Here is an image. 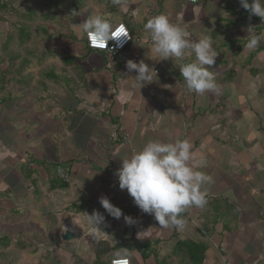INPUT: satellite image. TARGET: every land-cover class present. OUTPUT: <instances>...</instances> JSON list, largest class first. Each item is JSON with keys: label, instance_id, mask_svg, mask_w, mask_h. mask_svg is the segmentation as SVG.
Instances as JSON below:
<instances>
[{"label": "crops", "instance_id": "obj_1", "mask_svg": "<svg viewBox=\"0 0 264 264\" xmlns=\"http://www.w3.org/2000/svg\"><path fill=\"white\" fill-rule=\"evenodd\" d=\"M109 3L81 23L100 15L124 24L134 41L119 57L87 51L85 33L76 37L82 25L74 23V39H64L71 51L54 75L44 59L37 76L28 70L26 86L10 76L15 94L5 102L0 95V264H109L116 257L129 264H264V22L239 0ZM160 14L191 41L211 39L218 55L209 70L219 92L189 93L181 62L157 61L144 24ZM249 33L261 37L255 49L246 46ZM128 60L154 69V81L133 87L137 73L127 70ZM194 60L187 51L184 62ZM185 139L190 166L211 177L201 188L206 203L181 214L182 230L162 228L119 188L115 173L147 142ZM102 197L121 210L119 219ZM94 211L104 216L99 241L86 222L74 224ZM65 229L74 240L62 241Z\"/></svg>", "mask_w": 264, "mask_h": 264}, {"label": "clouds", "instance_id": "obj_2", "mask_svg": "<svg viewBox=\"0 0 264 264\" xmlns=\"http://www.w3.org/2000/svg\"><path fill=\"white\" fill-rule=\"evenodd\" d=\"M239 2L251 15L259 17L264 22V0ZM113 3L119 5L121 0H113ZM81 25L93 48L109 50V41H114L116 47H122L128 40V28L124 24L127 29L123 25L114 27L110 20L100 15L88 17ZM144 30L151 40V52L159 58L157 61L175 58L181 62L179 72L184 79L187 92L198 95L219 92L213 72L209 70L210 66L215 64L218 55L209 37L205 36L198 41L187 39V33L180 26L171 23L165 14L149 19L144 24ZM260 43L259 35L249 33L246 45L248 49H255ZM84 44L86 50L100 52L87 48L85 39ZM187 51L194 54V61L184 62ZM100 53L106 54L103 51ZM126 68L129 72L135 70L137 73L133 84L135 88L140 89L152 83L154 81L152 73H155L156 78L155 70L149 68L143 61L137 63L128 60ZM191 149L192 145L186 139L174 143L150 141L129 158L121 160V167L115 173L119 188L126 189L134 204L142 212L152 214L162 228L175 227L182 230L185 220L181 214L191 206L203 207L206 203L201 188L205 183L211 182V177L190 166ZM99 202L109 215L116 219L121 217V210L112 205L106 197L100 198ZM124 219L129 224L133 223L131 217L125 216ZM85 222L88 226V235L97 241L106 235L100 227L104 223L102 214L95 211L91 215L86 213L85 217L74 224L80 228Z\"/></svg>", "mask_w": 264, "mask_h": 264}, {"label": "rangeland", "instance_id": "obj_3", "mask_svg": "<svg viewBox=\"0 0 264 264\" xmlns=\"http://www.w3.org/2000/svg\"><path fill=\"white\" fill-rule=\"evenodd\" d=\"M66 1L64 2L66 7H63L59 4L60 0H0V5L4 3L5 7L4 9L0 7V86L3 87V93L0 92V95L2 94L5 100L6 96L15 94L16 89H13L14 86L10 85L8 79L18 74V66L22 61L17 60L30 59L33 65L32 68L26 69L27 76L31 75L27 74V70H31L33 76L42 72L44 59L50 63L49 71L54 72L55 68L62 66L61 61L65 53L71 51L68 49V40H64L75 37V30H71L70 25L71 27L74 23L79 25L83 16L94 12L96 8L108 9L110 6L109 0H83L80 4L74 5L73 0ZM29 10L32 11L30 16L32 19H23L21 16H26ZM44 10L52 12L54 18L44 20L40 15ZM73 12L79 14L73 15ZM21 29L28 32V38L25 40L22 38V41L17 39ZM81 34H84L83 30H78L76 37L82 38ZM9 36H13L10 41ZM73 48L76 50V45ZM12 56L14 59L11 60ZM19 79L22 81L25 78ZM22 119L25 120V117Z\"/></svg>", "mask_w": 264, "mask_h": 264}, {"label": "trees", "instance_id": "obj_4", "mask_svg": "<svg viewBox=\"0 0 264 264\" xmlns=\"http://www.w3.org/2000/svg\"><path fill=\"white\" fill-rule=\"evenodd\" d=\"M66 0H63V1H61L60 0V2H59V4H60V6H63V7H66V6H64V2H65ZM83 0H73V5L74 4H80L81 2H82ZM58 2V1H57ZM67 2V1H66ZM248 2L249 3H251V0H248ZM68 3V2H67ZM240 3V2H239ZM54 6L56 5V2L53 4ZM0 7L1 8H5L4 7V3H1V5H0ZM2 11V10H1ZM31 14H32V11H28V14L26 15V16H21L23 19H32V17L30 18V16H31ZM41 16H42V18H44V20H51V19H53L54 18V16H53V14H52V12H50V11H47V10H44V12L43 13H41L40 14ZM44 31V30H43ZM28 32L26 31V30H20L19 31V33H18V40H21L22 41V38H24V40L26 39V38H28V34H27ZM10 38L12 39L13 38V36H9V41H10ZM65 39V38H64ZM66 39H68V38H66ZM69 39H74V38H72V37H69ZM19 42V41H18ZM87 51H91V50H88L87 49ZM107 55V54H106ZM111 57H114V56H111ZM10 59L12 60V59H14V57L12 56V57H10ZM72 60V58H67V61L66 62H69V61H71ZM10 66V65H9ZM29 68V61H27V60H25L24 59V61H22L21 62V65H19L18 66V69H19V71H18V74L16 75L17 77L19 76V77H21L23 74H25V71H26V69H28ZM27 72H28V70H27ZM50 74H53L54 75V73H53V71H50ZM26 75V74H25ZM24 75V78L25 79H23V81H22V83H21V85L23 84V85H27V83H29L28 82V80H29V76H25ZM10 79V80H9ZM8 79V81L9 82H11V79H12V77H10ZM30 80H31V78H30ZM3 101L5 102V99L3 98Z\"/></svg>", "mask_w": 264, "mask_h": 264}, {"label": "built area", "instance_id": "obj_5", "mask_svg": "<svg viewBox=\"0 0 264 264\" xmlns=\"http://www.w3.org/2000/svg\"><path fill=\"white\" fill-rule=\"evenodd\" d=\"M186 1L188 3H191V4H197V0H186ZM119 25H123V24H121V23L120 24H116V25H114V27L119 26ZM127 33H128V40H126V42L123 44L122 47H116L114 41H109L108 42V47L110 49H112V51L110 49L109 50H103V49L91 47L90 43H89V41L87 39V35L86 34H85V43H86L87 48H89V49L103 51L109 56L119 57V54L122 51H124L130 45V43H132L134 41L133 38H132V35H131V33L129 32L128 29H127ZM115 137H116V134H113L112 138H115ZM122 141L123 142H128V137L127 136H123L122 137ZM130 206L133 207V203ZM182 214H184V212ZM89 215H91V214H89ZM66 224L68 225V223H66ZM87 234H88V232H87ZM93 239L96 240L95 238H93ZM118 262H124V264H129V259L126 258V257H116V258L111 259L109 261V264H118Z\"/></svg>", "mask_w": 264, "mask_h": 264}, {"label": "water", "instance_id": "obj_6", "mask_svg": "<svg viewBox=\"0 0 264 264\" xmlns=\"http://www.w3.org/2000/svg\"><path fill=\"white\" fill-rule=\"evenodd\" d=\"M67 227V225H66ZM60 238L64 242H70L75 239V235L69 231L68 229L63 230V232L60 234Z\"/></svg>", "mask_w": 264, "mask_h": 264}, {"label": "bare ground", "instance_id": "obj_7", "mask_svg": "<svg viewBox=\"0 0 264 264\" xmlns=\"http://www.w3.org/2000/svg\"><path fill=\"white\" fill-rule=\"evenodd\" d=\"M101 52V51H100Z\"/></svg>", "mask_w": 264, "mask_h": 264}]
</instances>
